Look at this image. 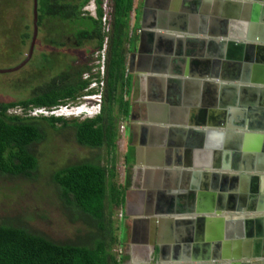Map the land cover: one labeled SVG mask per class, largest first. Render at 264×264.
Segmentation results:
<instances>
[{
	"label": "crops",
	"instance_id": "obj_1",
	"mask_svg": "<svg viewBox=\"0 0 264 264\" xmlns=\"http://www.w3.org/2000/svg\"><path fill=\"white\" fill-rule=\"evenodd\" d=\"M135 6L139 26H135L134 47L129 53L140 50L153 57L154 62L142 72L132 73L128 68L133 80L130 112L138 99L143 100V108L135 116L138 118L129 114L126 119H120L125 122V183L130 176L121 208L130 220L127 228L122 227L125 235L121 237L128 244V251L124 252L127 264L210 263L209 257H205L208 249L213 256H221L223 252L227 257L222 261L235 262L233 248L237 241L241 242L238 232L243 229L236 221L244 219L249 211L246 208L241 210L245 213L232 208L218 211L219 198H222L221 177L227 173L233 178L229 177L231 183L225 185L227 197L223 198L227 204L242 182L241 172L233 167L259 169L248 173L259 174V178L252 180L251 186L243 185L251 189V194L256 185L264 193V130L236 128V122L241 119L231 108L245 103L239 92L220 85L235 71L228 62H239L222 57L221 53L228 54V51L217 43L224 41L228 34L241 42L250 39L254 46L241 47L238 52L256 58L260 45L257 43L264 42V8H261L264 0H136ZM136 11H133L135 20ZM144 13L155 31L145 37L141 34ZM178 49L182 52L179 56ZM249 72L251 79L264 80V70L259 67L251 65ZM177 73L184 76H176ZM244 94L251 101H257L252 91ZM227 131L238 134L229 140ZM251 132L261 133L263 138L260 141L255 138L249 145L245 140ZM129 151L133 156L127 161ZM237 152L243 155L241 160L237 159ZM225 158L230 161L229 168ZM135 171L140 174L138 178H134ZM234 175L238 178L237 184ZM254 203L257 206L259 199ZM252 204L250 201L248 206ZM251 214L248 216L251 219L260 216L259 212ZM156 215L164 220H155L154 225L150 219ZM220 217L225 218L220 225L222 241L213 238L219 233L216 219ZM133 218L139 219L134 226Z\"/></svg>",
	"mask_w": 264,
	"mask_h": 264
},
{
	"label": "trees",
	"instance_id": "obj_2",
	"mask_svg": "<svg viewBox=\"0 0 264 264\" xmlns=\"http://www.w3.org/2000/svg\"><path fill=\"white\" fill-rule=\"evenodd\" d=\"M90 1L38 0V31L45 32L46 42L61 48L86 45L91 47L94 57L73 58L56 69L54 62L64 54L42 53L47 73L25 71L21 81H14L12 87L27 91L28 95L10 102L0 101V176L13 181L14 187V178L38 181L42 156L39 149L45 152L43 144L49 133L59 129H70L76 141L91 150L105 149L106 163L102 162V155L81 161H73L70 156L69 162L60 163L51 173L63 201L64 216L82 226L74 240H55L27 227L21 217L2 219L0 264H127L126 255L119 259L113 253L118 236L112 206L122 208L130 176L124 187L110 181L115 169L111 154L118 140V121L130 114L133 80L127 63L134 37L129 34V27L135 10L134 26H139V12L136 0H93L94 16L84 9ZM29 2L33 13V0H0V34L11 41L9 63L17 58L22 45L29 41L31 44L33 22L28 17ZM103 49L106 54L102 74ZM95 80L102 82V86L90 87ZM96 91L101 92V110L94 117L30 113L35 108L73 105ZM16 108L21 111H15ZM132 156L129 151L127 161Z\"/></svg>",
	"mask_w": 264,
	"mask_h": 264
},
{
	"label": "rangeland",
	"instance_id": "obj_3",
	"mask_svg": "<svg viewBox=\"0 0 264 264\" xmlns=\"http://www.w3.org/2000/svg\"><path fill=\"white\" fill-rule=\"evenodd\" d=\"M95 6V2L91 0L84 7V9L95 16ZM28 14L29 21L33 22L34 16L32 13V3L30 4V2ZM134 21L135 17L132 12L129 27V34H132V36L134 35L135 31ZM29 46L30 41L22 45L20 53L17 54V58L14 59L13 62L9 63L7 59H11V56L8 55V52L11 48V41L7 39L6 36L0 34V69L12 68L20 64L28 56L30 48ZM90 48L91 47L86 45L79 47L71 44L64 48L55 47L46 42L45 32L39 30L34 51L28 62L14 71L0 72V101L10 102L22 99L28 95L27 91L17 90L12 86L15 84L14 81H21L23 79L25 71H29L35 74V72H38L40 70V73L43 75L47 73V68L43 67L41 61L40 56L42 55V53H63L64 56H62L61 54L60 58L58 56L57 60L54 62V68L60 69L70 59H90L89 57H92L94 53H92V50ZM16 53L17 47H14L13 54L15 55ZM105 54V50H102V66ZM128 56H130V53H128ZM101 68L102 67H100V70ZM35 81L37 80H34V83ZM142 84L143 83L141 79L139 80L140 91L142 89ZM143 92L144 91L140 92V95ZM140 97L141 96H139L138 98ZM142 102L143 100L138 99V101L133 104L132 110L130 112V117L138 118L135 116L140 115L138 113L143 108ZM86 104L91 103L86 102ZM15 111L20 112L21 109L16 108ZM124 125L125 122L119 119L118 140L116 141L115 149L111 154L114 155L113 161L115 163V169L114 176L110 177V181H116L115 183L118 185V187L125 186L124 183L127 173V165L124 161V154L126 151V139L123 134ZM55 132L56 131H51L47 137V140L43 144L46 153L44 152V149H39V153L41 151L42 156L40 160L41 166L38 181L35 182L29 181L27 179L14 178V181L17 184V186L14 187L13 181L8 180L7 177L0 176V222L2 219L6 218L21 217L27 224L26 226L32 230H40L55 240L66 239L71 241L73 238H76V235L78 233L77 229L82 228V226L79 224L71 223L68 218L64 216L65 213L64 211H62L64 210L63 201L58 197L56 183L51 180V173L60 163H64L66 161L69 162L70 156L72 157L73 161H81L84 159L94 160L96 155H102V162L106 163L104 161H106L108 155L105 149L91 150L88 147L79 144L70 129H59L57 133ZM139 176L140 174L135 171L134 178H138ZM137 182L138 179L135 181V183ZM112 208V210L114 211L113 220L114 226L116 228L115 232L118 236V242L113 246V253H115L117 258L120 259L124 252L126 253V251H128V244H126L127 240L125 241V243L121 241V237L125 235L124 228L122 227L127 228L130 220L125 217L123 209L115 206H112ZM121 213H123L124 217L121 216ZM125 261L127 262V259Z\"/></svg>",
	"mask_w": 264,
	"mask_h": 264
},
{
	"label": "water",
	"instance_id": "obj_4",
	"mask_svg": "<svg viewBox=\"0 0 264 264\" xmlns=\"http://www.w3.org/2000/svg\"><path fill=\"white\" fill-rule=\"evenodd\" d=\"M33 15H34V20H33V26H34V30H33V35H32V40H31V44H30V48H29V53L28 56L20 63L18 64L16 67H12V68H4V69H0V72H10V71H14L16 69H19L20 67H22L26 62H28V60L31 58L32 53L34 51V47L36 44V40H37V36H38V0H33ZM147 1V0H146ZM147 5V3H145ZM256 8H259V6ZM264 8V7H261ZM155 33L154 30H150V26H149V22L148 20H146L145 18V13H144V17H143V23H142V36L144 35H153ZM161 34V33H160ZM242 38H245V36H241ZM246 38H248V36H246ZM242 40L237 39L236 37H229L226 35V39L222 42L217 43L219 47H222L225 51H228V54H222V57H224L226 60H237L239 63H233V62H228L229 64H231L233 66V68H235V71L231 72L232 76H228L225 77L223 80L224 82L221 81V85H224L226 87H230L233 89L234 93L239 92V97L242 98V100L244 101L245 105H239L238 107L235 108H231V110H233V112H235L241 119L238 120L237 123V127L236 128H240L243 129L245 126L247 127H252L256 130H264V80L262 81L261 79H256L255 77H253V79H251V73L249 72V67L251 65H253L254 67H259V70H264V42H259L257 44H260L259 46H257L259 52L257 54L256 58H253L252 56H250V54H248L247 56H244L242 54V52H238L241 47H253L254 44H252V40L250 39H246L243 40V42H241ZM264 41V40H262ZM142 43V42H141ZM214 44V43H213ZM152 46V45H151ZM171 46V45H169ZM230 46H232L230 48ZM180 53H182L179 49H178V56L180 55ZM147 58H150V56L148 54H144L143 52H141L140 50L138 52H131L130 57H129V62L127 64L129 70L132 73L135 72H142L147 70L146 65L148 66V62H146ZM141 59V60H140ZM136 60H139L140 64H136ZM255 62V63H253ZM238 64V65H237ZM239 67V68H238ZM230 81H227L228 79ZM247 82H252V83H259L257 85H250L247 84ZM214 85L216 86V83H214ZM259 85V86H258ZM244 91H252L254 93V99L258 101H251L250 96L249 95H245ZM215 102V100H214ZM213 102V103H214ZM242 104V103H241ZM242 108V109H240ZM247 109L248 113H247ZM250 113V114H249ZM248 114V115H247ZM244 116H248V118H244ZM255 117V118H253ZM258 120V121H256ZM254 122V123H253ZM230 126V125H229ZM240 133V132H239ZM238 134L237 132H229L227 131L226 135L228 137V139H232L233 137H236L235 135ZM242 134V133H240ZM229 135H231L229 137ZM253 136V139L251 141H254L255 138L257 139V141H260L263 138V134L261 133H256V132H251L249 134H247L246 136ZM227 139V138H226ZM213 141V140H212ZM238 142V141H237ZM237 159L240 157V160L243 158V155L240 152H237ZM257 152H255L254 154H256ZM225 163H227L226 167L229 168V159L225 158L224 160ZM240 161H238L239 163ZM234 166V165H233ZM236 172L240 171L241 172V184H240V188H236L235 191V195L234 197L231 196V200L232 202L235 201V197H237L239 199V194L238 191H241V194H243L242 199L239 201L240 204H246V199L249 198V202L252 201L253 204L252 206L249 207V209L247 208V210L250 212V214L252 212H259L258 215H260L259 217H257V219H251L248 216H245L244 219H240L238 221H241L240 223L238 221L237 222V226H241L243 229H241L240 232H238V237H242L243 238V242H241L242 245V256L247 257L248 259H252L253 261H247V262H241L239 263L238 261L232 262V264H264V193L259 192L260 189L259 187L256 185L255 187L252 188V190L254 191V193H250L251 189L247 190V187H244L243 183H245V185H249L251 186V181L252 180H257L259 178V174H248L250 172H256L259 169H256L254 167H249L248 169H243L241 170V166L239 168H235ZM222 183L221 187L223 189H225V185L230 184V175L227 173H222ZM230 177V178H229ZM235 178V184H237L238 178L235 177V175L233 176ZM233 179V178H231ZM233 184V183H232ZM254 186V184H253ZM221 189V190H222ZM249 192V193H248ZM248 193V194H247ZM262 193V194H261ZM259 199V203L256 206L254 201L256 199ZM222 199L219 198V204L217 205V209L218 211H227L230 210V206L226 207L225 205H223V203L221 202ZM173 206L171 205V213H173L174 211L172 210ZM216 209V210H217ZM237 209H239L238 211L242 210V207H237ZM257 210V211H255ZM243 212V211H242ZM172 218V217H171ZM139 219L133 218L131 221L133 222V226L137 224ZM155 220L156 221H162L164 220L163 218H160L158 215H156V217H153L152 219H150V221H152V223L154 222L155 225ZM221 222L220 225H223L225 218H221ZM147 222V221H146ZM228 225V227H231V224L228 223L226 224ZM219 229V233L217 236H214L213 238H216L217 240H223V232ZM227 231V229H226ZM225 231V232H226ZM243 231V234H242ZM228 232H230L228 230ZM136 235V232L132 233V239L134 240ZM226 235L228 236V233H226ZM220 242V241H219ZM221 243V242H220ZM218 244V243H217ZM213 253V252H212ZM209 249H208V256H205L206 258L209 257V259L212 257V259L214 258V260H220L221 258H226V255H222L219 256H213ZM216 254H218L216 252ZM211 255V257H210ZM241 255L235 257V258H240ZM231 258V255H228V259ZM257 258V259H256ZM256 259V260H255ZM149 264V263H147ZM221 264V263H219Z\"/></svg>",
	"mask_w": 264,
	"mask_h": 264
},
{
	"label": "flooded vegetation",
	"instance_id": "obj_5",
	"mask_svg": "<svg viewBox=\"0 0 264 264\" xmlns=\"http://www.w3.org/2000/svg\"><path fill=\"white\" fill-rule=\"evenodd\" d=\"M241 191H238V193L237 194H239ZM227 197V195H222L221 197V199H222V201L224 202H222L223 203V205H225L226 207H229L230 209L232 208L233 210H239V209H237V207H242V208H246V210H247V208L249 209V207L250 206H248V203H249V198H247L245 201H246V204H240V200L242 199V196H243V194H239V199L237 198V197H235V201L234 202H232V200H231V198L229 197V200L231 201L229 204H227L226 202H225V199L223 198V197ZM242 201H243V199H242ZM232 206V207H231ZM228 211V210H227ZM226 212V211H225ZM225 212H224V214H225ZM238 212H241V213H245V212H242V211H238ZM246 215L245 216H250V212H247V213H245ZM248 214V215H247ZM251 215H253V214H251ZM216 221H218V222H216V223H219L218 225H219V227L217 228V229H220L221 230V228L222 227H220V221H222L221 220V217L220 218H218V219H216ZM242 234H243V231H242ZM239 238H241L240 240H241V242H243V238L242 237H239ZM239 238L237 239V240H239ZM241 242H239V241H237V245H235V247L233 248V253H234V259H236V261H238L239 263H243V262H247V261H253L252 259H248L247 257H244V256H242V251H241V245H240V243ZM242 245H243V243H242ZM232 249V248H231ZM239 255H241V257L238 259V258H235V257H237V256H239ZM222 259V258H221ZM216 260V261H214V259H212V258H210V259H208L209 261H210V263H204V264H219V262L221 263V264H232V262H227L228 260H226V261H222V260ZM229 259H231V258H229ZM257 259V258H256ZM255 259V260H256Z\"/></svg>",
	"mask_w": 264,
	"mask_h": 264
},
{
	"label": "clouds",
	"instance_id": "obj_6",
	"mask_svg": "<svg viewBox=\"0 0 264 264\" xmlns=\"http://www.w3.org/2000/svg\"><path fill=\"white\" fill-rule=\"evenodd\" d=\"M102 74H103V72H102ZM98 86H102L100 84V82H98V85L90 86V87H98ZM88 100H91V101H88ZM86 102H90L91 104H86ZM73 106H80V107H83V109L80 110V111H77L76 113H73V114H70V115H62V116H64V117H73V115H74V117L76 116V117H79V118L94 117L101 110V92L100 91H96V92H93V93H90V94H86L76 104H73Z\"/></svg>",
	"mask_w": 264,
	"mask_h": 264
},
{
	"label": "built area",
	"instance_id": "obj_7",
	"mask_svg": "<svg viewBox=\"0 0 264 264\" xmlns=\"http://www.w3.org/2000/svg\"><path fill=\"white\" fill-rule=\"evenodd\" d=\"M104 21H106V18H104ZM103 50H105V49H103ZM101 70L103 72V70H104L103 66H102ZM100 84L102 85L103 83L101 82ZM95 85H98V82L97 81H94L91 84V86H95ZM82 109H83V107H80V106H73L71 104H65V105H60L58 107H54L52 109L35 108L33 111H30V113L33 114V115H38V114H45V115L54 114L56 116H62V115H70V114L76 113L77 111H80ZM121 216H123V213H121Z\"/></svg>",
	"mask_w": 264,
	"mask_h": 264
},
{
	"label": "bare ground",
	"instance_id": "obj_8",
	"mask_svg": "<svg viewBox=\"0 0 264 264\" xmlns=\"http://www.w3.org/2000/svg\"><path fill=\"white\" fill-rule=\"evenodd\" d=\"M149 26H150V30H152L151 28H152V25H151V23L149 22ZM146 35H144V37H145ZM168 58H169V60H171V58H172V55H171V52H168ZM141 60V59H140ZM146 62H148V63H153L154 62V59H153V57H151V58H147V60H146ZM136 64L138 65V64H140L141 65V63H140V61L139 60H136ZM146 67H147V65H146ZM154 70H156V68H154ZM181 74H176V76H180ZM154 76H157L156 74H154ZM181 76H184V75H181ZM253 139V136H250V135H248V136H246V143H248L249 145H252V142H251V140ZM225 190L226 189H224V187H223V189L221 190V192H220V195L222 196V195H226L224 192H225Z\"/></svg>",
	"mask_w": 264,
	"mask_h": 264
}]
</instances>
